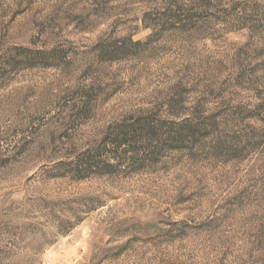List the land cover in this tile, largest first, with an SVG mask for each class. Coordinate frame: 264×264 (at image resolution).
I'll use <instances>...</instances> for the list:
<instances>
[{
	"label": "rangeland",
	"instance_id": "rangeland-1",
	"mask_svg": "<svg viewBox=\"0 0 264 264\" xmlns=\"http://www.w3.org/2000/svg\"><path fill=\"white\" fill-rule=\"evenodd\" d=\"M0 264H264V0H0Z\"/></svg>",
	"mask_w": 264,
	"mask_h": 264
}]
</instances>
